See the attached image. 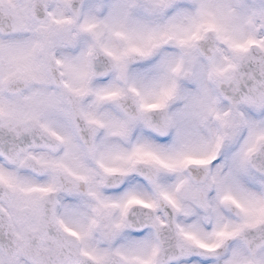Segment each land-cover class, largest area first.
I'll return each mask as SVG.
<instances>
[{
  "label": "clouds",
  "instance_id": "1",
  "mask_svg": "<svg viewBox=\"0 0 264 264\" xmlns=\"http://www.w3.org/2000/svg\"><path fill=\"white\" fill-rule=\"evenodd\" d=\"M0 264H264V0H0Z\"/></svg>",
  "mask_w": 264,
  "mask_h": 264
}]
</instances>
